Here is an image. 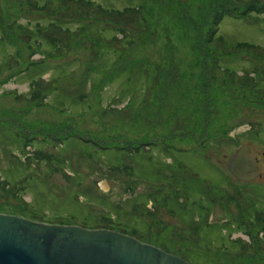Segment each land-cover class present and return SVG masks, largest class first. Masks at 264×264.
<instances>
[{"label": "rangeland", "instance_id": "obj_1", "mask_svg": "<svg viewBox=\"0 0 264 264\" xmlns=\"http://www.w3.org/2000/svg\"><path fill=\"white\" fill-rule=\"evenodd\" d=\"M255 2L0 0V214L264 264V168L227 165L247 144L264 164ZM200 115L217 140L187 133Z\"/></svg>", "mask_w": 264, "mask_h": 264}, {"label": "water", "instance_id": "obj_2", "mask_svg": "<svg viewBox=\"0 0 264 264\" xmlns=\"http://www.w3.org/2000/svg\"><path fill=\"white\" fill-rule=\"evenodd\" d=\"M250 145L227 163L232 176L248 182L261 166ZM0 264H190L163 249L108 229L55 225L0 214Z\"/></svg>", "mask_w": 264, "mask_h": 264}, {"label": "trees", "instance_id": "obj_3", "mask_svg": "<svg viewBox=\"0 0 264 264\" xmlns=\"http://www.w3.org/2000/svg\"><path fill=\"white\" fill-rule=\"evenodd\" d=\"M254 5L255 6H258V7H260L259 9H264V2H263V4H260L259 2H255L254 3ZM260 5H262V6H260ZM201 24H203V22L201 21L200 22V25ZM109 41V40H108ZM110 42V41H109ZM112 43V42H111ZM112 44H114V43H112ZM114 45H116V44H114ZM107 50H112V51H114V52H116L115 50L116 49H111L110 47H108L107 48ZM106 50V51H107ZM233 50V49H232ZM108 70H110L109 68L108 69H105L104 71H103V74L102 75H104V77H106L107 76V74H108ZM138 77V76H137ZM129 78H132V77H129ZM138 78H140V79H142V77H138ZM145 78H148V76H146ZM100 79V78H99ZM149 80H147L146 79V82H148ZM101 82H103L104 83V88L107 86V83H109V82H111V80H104V79H102L101 80ZM128 84H131V81H129L128 82ZM207 109L208 108H210L209 106H205ZM198 109H199V107H198ZM217 109H220V111L218 112V114H217V116H216V123H214L212 126H210V128H209V130H208V132L209 133H212V131H217V123H218V126L219 125H221L222 124V120L224 119V120H226V118L225 117H223L222 116V109L220 108V107H218ZM192 112V115H193V112H194V110H193V108H190L189 109V113H191ZM227 112H225V111H223V115L224 114H226ZM194 115H195V113H194ZM206 119V118H205ZM222 119V120H221ZM195 120V123H193V124H189V126L187 127V133L189 134V135H191L192 137H194V138H197L198 139V137H208L209 135H207L206 134V132H205V129H206V126H208V124L205 122V124L203 125L204 127H200V125H201V123L202 122H204V118H202L201 117V115H200V117L198 118V119H194ZM209 122V121H208ZM220 136H218L216 133L213 135H211V136H209L208 138H211V139H214V140H217L218 138H219ZM193 138V139H194ZM224 139V138H223ZM183 151V150H182ZM228 177V176H227ZM232 197V196H231ZM258 213V212H257ZM257 218V219H256ZM255 219H256V222H261V221H263L264 220V213H262L261 214V216H258V217H256ZM260 230H263V227L262 228H260Z\"/></svg>", "mask_w": 264, "mask_h": 264}, {"label": "flooded vegetation", "instance_id": "obj_4", "mask_svg": "<svg viewBox=\"0 0 264 264\" xmlns=\"http://www.w3.org/2000/svg\"><path fill=\"white\" fill-rule=\"evenodd\" d=\"M70 136V135H69ZM137 152H140V150H137ZM254 152V151H253ZM263 157H264V153H263ZM261 158H260V156L258 157L257 155H256V152H254V160L257 162V163H259L260 164V166H261V168H262V170H263V168H264V164L261 162V160H260ZM246 183H248V182H246ZM171 254V253H170ZM173 255V254H172ZM175 255V254H174ZM177 256V255H176Z\"/></svg>", "mask_w": 264, "mask_h": 264}]
</instances>
